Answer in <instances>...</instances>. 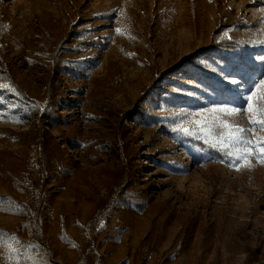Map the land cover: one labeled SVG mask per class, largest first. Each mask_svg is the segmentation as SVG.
Here are the masks:
<instances>
[{"label": "rangeland", "instance_id": "374dc122", "mask_svg": "<svg viewBox=\"0 0 264 264\" xmlns=\"http://www.w3.org/2000/svg\"><path fill=\"white\" fill-rule=\"evenodd\" d=\"M2 61L31 100L0 86L5 260L264 264V163L176 131L222 101L249 126L264 0H0Z\"/></svg>", "mask_w": 264, "mask_h": 264}, {"label": "snow or ice", "instance_id": "6c2138e0", "mask_svg": "<svg viewBox=\"0 0 264 264\" xmlns=\"http://www.w3.org/2000/svg\"><path fill=\"white\" fill-rule=\"evenodd\" d=\"M117 31H121L117 29ZM232 83H237L232 81ZM255 84V81H253ZM243 91L249 92L250 95L243 96L247 105L246 113L249 126H241L232 117L243 115V105L240 107H229L228 104L233 101H222L224 106L213 107L208 109L206 113H197V116H203L205 119L194 122L192 126H181L176 129L185 135L202 136L210 147L221 152L223 156L228 157L230 166L240 170L243 167H251L250 158L257 157L261 163H264V135H259L255 140L250 139L253 135V129L259 128L264 131V79L256 84L255 90L246 88ZM2 243V241H0ZM14 253L20 249H13ZM0 264H13V258L7 260L0 254ZM16 264L19 260L16 259Z\"/></svg>", "mask_w": 264, "mask_h": 264}, {"label": "trees", "instance_id": "16d2710c", "mask_svg": "<svg viewBox=\"0 0 264 264\" xmlns=\"http://www.w3.org/2000/svg\"><path fill=\"white\" fill-rule=\"evenodd\" d=\"M226 26L223 24H218L216 29L213 32L212 37V49H218L220 52H228L234 51L241 47V45L234 39L225 35ZM4 85H11L16 88V91L20 94V96L28 102H31L29 96L22 90L15 85L9 70L6 68L5 63L2 61L0 62V86ZM198 145L202 148L207 149L214 157L218 159H225L226 156H223L221 152L217 151L215 148L209 146L208 143L204 141L198 140ZM1 197H10L6 194L0 195ZM30 217V216H28ZM33 220V218H30Z\"/></svg>", "mask_w": 264, "mask_h": 264}]
</instances>
